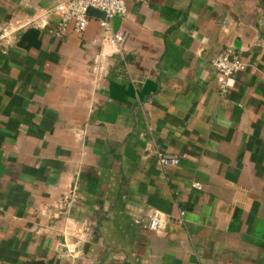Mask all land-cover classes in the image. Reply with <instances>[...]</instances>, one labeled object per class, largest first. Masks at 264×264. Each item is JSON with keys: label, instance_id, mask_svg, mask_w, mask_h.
I'll return each instance as SVG.
<instances>
[{"label": "crops", "instance_id": "obj_1", "mask_svg": "<svg viewBox=\"0 0 264 264\" xmlns=\"http://www.w3.org/2000/svg\"><path fill=\"white\" fill-rule=\"evenodd\" d=\"M62 1L0 0V264H264V0H129L122 52Z\"/></svg>", "mask_w": 264, "mask_h": 264}, {"label": "built area", "instance_id": "obj_2", "mask_svg": "<svg viewBox=\"0 0 264 264\" xmlns=\"http://www.w3.org/2000/svg\"><path fill=\"white\" fill-rule=\"evenodd\" d=\"M129 0H65L53 7L49 8L45 14V18L58 17V32H65L68 29L81 33L89 25L91 13L90 9H96L104 13L99 22L102 27V42L118 52H122L126 47L128 37L126 33L114 30V17L125 14L128 10ZM147 1V0H133ZM217 72L221 75L220 90L227 92L230 85V79L239 72L243 67V62L238 57H234L229 53H220L213 61ZM159 161L164 167L176 166L180 164V158L173 153L158 152ZM193 187L202 189L200 182H193ZM185 214L181 210V215ZM148 227L158 233L163 232L168 223L169 217L166 213L159 209H151L147 214Z\"/></svg>", "mask_w": 264, "mask_h": 264}, {"label": "water", "instance_id": "obj_3", "mask_svg": "<svg viewBox=\"0 0 264 264\" xmlns=\"http://www.w3.org/2000/svg\"><path fill=\"white\" fill-rule=\"evenodd\" d=\"M90 13L93 14V15H96V16H100V17H103L104 16V13L99 11V10H96V9H90ZM121 22H122V17L121 16H115L114 17V20H113V23H114V30L115 31H118L120 25H121Z\"/></svg>", "mask_w": 264, "mask_h": 264}]
</instances>
